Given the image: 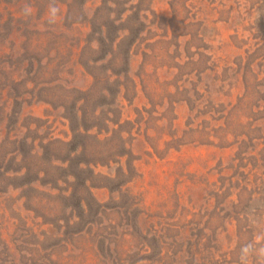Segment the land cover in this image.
I'll list each match as a JSON object with an SVG mask.
<instances>
[{
  "label": "rangeland",
  "instance_id": "rangeland-1",
  "mask_svg": "<svg viewBox=\"0 0 264 264\" xmlns=\"http://www.w3.org/2000/svg\"><path fill=\"white\" fill-rule=\"evenodd\" d=\"M120 1L121 8L129 6L124 13L126 17L137 10L140 0ZM182 1L143 0L140 4L142 8L148 6L146 21L150 31H158L150 35L152 46L146 49V91L152 92L154 86L159 91L158 83L165 86L173 80L169 73L172 63L188 62L182 68L197 70V59L202 65L210 54L218 67L217 70L206 69L200 78L192 76V87L202 92L193 100L192 93L187 91L188 99L193 100L190 101L195 107L193 110L183 98L171 104V109L169 106L167 110L164 105L149 117L144 111V106L148 108L149 103L141 91L132 103L121 100L122 118L131 121L124 126H133L131 146L136 157L137 175L121 188L92 189L93 196L102 205L99 208L102 213L94 217V225L89 231L106 236L111 244L110 251H101L104 260L101 264H256V261H264V256L258 252L264 241L253 243L251 252L241 257L244 244L264 236V143L262 140L251 141L245 135L235 141L228 134L224 145L220 129L225 126V115L230 107L233 109L231 122L264 123L261 118L264 113V72L261 71L264 69V49L259 48L262 51L259 60L263 64L259 65V60H246L252 51L249 49L258 46L257 39L247 31L249 4L246 0H187L185 5ZM98 3L89 2L86 6L94 8ZM6 5L1 4L0 13L16 10L15 5L10 4L8 8ZM60 7L64 13L65 6ZM173 10L177 16L172 19ZM186 14H192L193 25L181 27L178 21ZM255 16L253 11L250 20ZM160 17H164L166 23L169 20L171 27L168 26L166 33L154 25ZM2 18H6V14ZM57 18L60 19V15ZM172 28L177 33L188 32L192 36H177L179 46L175 47L171 40ZM162 32L164 35L160 34ZM197 32L207 34L205 42L209 44L207 49L200 48L198 54L196 47L201 40L193 36ZM238 57L245 60L240 65L234 63ZM131 59L132 73L142 70L141 56L134 55ZM227 60L233 61L230 67L225 65ZM156 67H159V74H152ZM76 80L83 85L90 83V77L78 70ZM166 87L168 92L175 93L173 85ZM218 88H223L224 96ZM12 92L5 87L0 93V142L10 131L13 139L14 134L18 136L17 141L24 136L29 141L34 140L37 150H42L38 145L47 142L46 138L69 139L66 120L58 111L52 110L51 104L29 100L28 93L27 99L22 100ZM224 102L231 103L225 110L220 106ZM236 104L239 105L237 110L232 108ZM254 107H259L261 113ZM160 113L163 117L157 119ZM141 114L142 118L139 117ZM185 137L195 141L176 148L174 141ZM4 145L8 148L11 144ZM3 154L4 167L18 168L17 162L22 165L20 156L14 159L15 155L8 150H3ZM98 169L107 171L106 167L99 166ZM18 182L14 179L7 185L0 181V235L17 255L31 249L48 253L43 249L50 248V241L44 242L39 235L36 240L30 230L38 232L50 226L49 223L38 226L44 219L40 215L47 204H54L55 210H60L62 204L47 196L59 190L50 188L47 180L33 183L34 190L26 185L18 187ZM62 185L59 182L58 187L62 188ZM28 196H31L30 200ZM95 209L98 206L93 204L90 217ZM245 209L248 210L246 213ZM80 228L81 224L65 229V238H70L69 246L77 253L72 259L65 258L68 264H94L100 246L95 243L93 248L86 239L88 224L83 227L84 233L72 234ZM2 250L4 246L0 243ZM111 252L115 255L118 252L120 258Z\"/></svg>",
  "mask_w": 264,
  "mask_h": 264
},
{
  "label": "trees",
  "instance_id": "trees-1",
  "mask_svg": "<svg viewBox=\"0 0 264 264\" xmlns=\"http://www.w3.org/2000/svg\"><path fill=\"white\" fill-rule=\"evenodd\" d=\"M96 1L99 3L94 8L86 6L89 2ZM142 1H139L137 10L125 17L124 13L129 6L121 8L120 0H0V6L6 3V8L10 4L16 7V10L0 13V93L6 87L13 90V96L15 93L16 97L21 96L22 100L27 99L28 93L29 100L51 104L54 107L52 110L59 112L70 130L67 141L54 137L46 138L47 142L38 145L42 150H37L34 140L29 141L25 136L17 141L18 136L14 134L13 139L9 134L11 131L0 142L1 183L11 185V180L18 179V187L26 185L28 189L34 190L36 188L33 183L47 180L50 188L59 190L56 194L48 193L47 196H52L55 202L62 204L60 210H55L54 204H47L45 211H42L40 216L44 219L38 226L49 223L47 229L38 232L30 230L36 240L42 236L44 242L50 241V248L43 249L49 251L48 253L31 249L17 255L0 235V243L4 246V250L0 251V264H68L67 258L72 259L77 253L69 246L70 238H65L64 231L68 227H79L80 224L81 228L73 230L72 234L84 233L83 227L88 224L86 239L91 242L92 247L95 243L100 246V252L95 253L97 262L94 264H101L104 261L101 259V251H110L111 244L106 236L89 231L94 225V217L102 213L99 212L102 205L93 196L92 189L106 186L111 190L113 187L121 188L137 175L134 166L136 157L132 154L131 146V140L134 139L131 130L133 126H124L131 121L122 118L121 100L126 99L132 103L141 91L149 103L148 108L144 106V111L149 117L158 113L164 105L169 110L171 104L184 99L193 110L195 107L190 101L202 92L192 87V76L198 75L200 78L206 69L217 70L218 65L214 64L210 54L207 55V62L202 63L203 66L201 60L197 59V70L182 68V65L188 62L172 63L169 73L173 80L166 85H173L175 93L171 94L166 85L161 86L159 83V91L158 87L154 86L152 92H147L146 49L152 46L149 43L150 35L153 36L158 31H150L146 21L148 6L142 8ZM186 1L183 0L185 3L182 5H185ZM246 2L249 4L247 31L258 43L256 48L249 49L252 51L246 60L255 62L260 59L259 54L262 51L259 48L264 49V0ZM50 3L58 8L65 6L64 13L63 10L60 11V19L57 18L54 24L48 23L47 9ZM26 6L32 9L30 16L24 15ZM188 8L190 9V5ZM253 11L256 16L254 20H250ZM5 14L6 18H2ZM152 14L157 19L154 11ZM175 14L173 10L172 19L177 16ZM192 18V14H186L178 23L181 27L193 25ZM165 20L164 17L158 18L155 27L167 32L169 20L167 23ZM164 32L160 34L164 35ZM172 34L171 40H174L175 47L179 46L177 36L191 35L188 32L177 33L173 28ZM193 36L201 40L196 47L197 54L200 48H209V44L205 42L207 34L197 32ZM134 55L141 56L142 70L133 74L130 62ZM241 61L245 60L238 57L234 63L240 65ZM232 63L233 61L227 60L225 65L230 67ZM257 63L260 65L263 61L259 60ZM77 70L90 77L88 85L77 82ZM158 70L159 67H156L151 73L159 74ZM261 71L264 72V69ZM20 87L22 91L17 90ZM218 89L224 96L223 88ZM187 91L192 93L193 100L188 99ZM229 104L231 103L224 102L220 106L225 110ZM238 106L236 104L232 108L237 110ZM254 109L259 113L262 111L259 107ZM48 112L52 114V111ZM136 112L140 113L138 109ZM232 112L230 107L225 115V126L220 128L224 145L228 134L233 136L235 141L245 135L251 141L262 140L264 143V123L254 125L255 122H231ZM139 117L142 118V114ZM162 117L160 113L156 118ZM261 118L264 121V113ZM138 131L139 128L135 133L138 134ZM185 138L175 140V147L179 148L182 144L195 141ZM6 140L8 142L5 143L11 144L8 148L3 146ZM221 141L222 139L219 143ZM3 150L15 155L14 159L20 156V160L23 159L22 165L17 162L18 168L4 167ZM99 166L106 167L107 171L104 173L99 170ZM59 182L63 184L62 188L58 187ZM28 199L30 200L31 196H28ZM93 204H96L98 209H95L90 217ZM247 211L245 209V213ZM40 243L42 245V241ZM115 257L120 258V254L117 252Z\"/></svg>",
  "mask_w": 264,
  "mask_h": 264
},
{
  "label": "clouds",
  "instance_id": "clouds-1",
  "mask_svg": "<svg viewBox=\"0 0 264 264\" xmlns=\"http://www.w3.org/2000/svg\"><path fill=\"white\" fill-rule=\"evenodd\" d=\"M49 15H48V23L49 24H54L56 23L57 17L60 13V9L55 6L54 4H51L49 6ZM32 13V9L28 6L24 8V15L25 16H30ZM261 241H264V236H258L255 238L254 242H249L247 244H244L241 247V257L243 258L244 255L249 254L253 248V243L260 244ZM258 252L260 256H264V245H262L259 249ZM256 264H264V261H256Z\"/></svg>",
  "mask_w": 264,
  "mask_h": 264
}]
</instances>
